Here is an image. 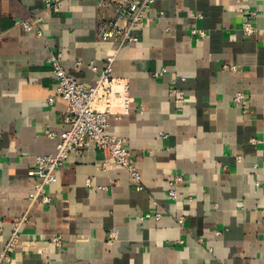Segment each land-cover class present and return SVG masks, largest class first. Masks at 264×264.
<instances>
[{
    "label": "crops",
    "instance_id": "1",
    "mask_svg": "<svg viewBox=\"0 0 264 264\" xmlns=\"http://www.w3.org/2000/svg\"><path fill=\"white\" fill-rule=\"evenodd\" d=\"M45 1L0 0V249L25 213L30 241L9 264H264V0H156L139 41L121 47L98 37V0H52L59 12L44 11ZM241 7L257 11L255 34H243ZM103 12L116 16L112 5ZM34 14L44 16L42 36L20 24ZM51 50L88 87L92 61L129 81L132 109L112 116L108 132L127 138L143 190L91 146L70 153L46 187L49 204L31 203L36 156L58 142L47 130L70 128ZM54 234L64 235L61 248Z\"/></svg>",
    "mask_w": 264,
    "mask_h": 264
},
{
    "label": "built area",
    "instance_id": "2",
    "mask_svg": "<svg viewBox=\"0 0 264 264\" xmlns=\"http://www.w3.org/2000/svg\"><path fill=\"white\" fill-rule=\"evenodd\" d=\"M155 1L122 0L113 2L111 0H98V37L106 41L113 40L120 47L138 42L139 35L137 32L145 23V12L152 7ZM109 5L115 7L116 16L114 18L107 17L103 12V8ZM61 9V1L46 0L44 3V11L59 12ZM240 11L245 14L242 26L243 34L252 35L258 32V28L253 23V20L257 17V11L245 10L244 7H241ZM163 15L164 13L160 12L157 17ZM196 17L199 18L202 15H196ZM43 21V15L34 14L30 18L21 21L20 24L26 31H35L42 36L44 35ZM191 33L199 38L207 36V32L201 28H194ZM62 58V51L51 50L47 61L57 82V92L68 105L66 121L70 123V128L61 131L59 134L47 130V135L50 138L57 139L58 142L54 152L36 156V167L29 172L31 176L37 178L34 190L30 194L31 203L38 201L42 204H49L51 197L46 192V187L58 181V170L66 162L70 153L91 146H95L103 152L104 165L110 160L120 164L128 171L136 190H143L142 173L127 145V138L108 132L112 116L121 119L124 115L130 113L132 109L129 81L114 77L111 63L102 69H98L92 61L89 67L97 72V78L94 85L88 87L66 71L62 65ZM76 64L80 65L81 62L77 61ZM229 68L236 70L237 66L230 65ZM165 71L166 69H161L152 75L156 77ZM245 99L246 95L243 92H238L234 97L236 104H243ZM51 100L50 98L49 101ZM182 181V176H176L170 180L168 190L170 199H177V185ZM257 184H259V181H257ZM150 216L151 213H147L141 219ZM154 216L156 219H160L161 214L157 212ZM28 218V214L25 213L13 219L11 235L0 249V264H9L13 251L19 245H22L25 250L29 249L30 241L24 240L22 233V227L28 221ZM184 220V215L178 218L181 224ZM117 234V230L112 229L108 239H116ZM50 242L54 247L61 248L65 244L64 235L54 234ZM179 242L183 243V240Z\"/></svg>",
    "mask_w": 264,
    "mask_h": 264
}]
</instances>
